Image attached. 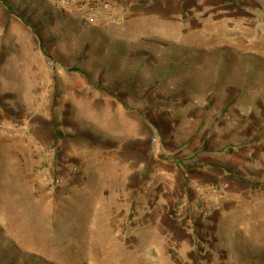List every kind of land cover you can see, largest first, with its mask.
<instances>
[{
	"label": "rangeland",
	"instance_id": "rangeland-1",
	"mask_svg": "<svg viewBox=\"0 0 264 264\" xmlns=\"http://www.w3.org/2000/svg\"><path fill=\"white\" fill-rule=\"evenodd\" d=\"M19 1L0 0L21 59L0 53V124L28 120L0 137V264H264V0Z\"/></svg>",
	"mask_w": 264,
	"mask_h": 264
},
{
	"label": "crops",
	"instance_id": "crops-1",
	"mask_svg": "<svg viewBox=\"0 0 264 264\" xmlns=\"http://www.w3.org/2000/svg\"><path fill=\"white\" fill-rule=\"evenodd\" d=\"M23 1V0H22ZM131 1V0H129ZM134 1V0H133ZM11 4H18V2H20L19 0H10ZM51 2H53L52 0H25L24 3L28 4V6L30 8H35V7H42V8H45V7H48V5L51 4ZM138 2H141L140 0H138ZM50 3V4H49ZM142 6H135V5H130V8H128V10L126 11V16L127 15H130L131 13L134 14L136 12L140 13H145V9H141ZM28 8V7H27ZM143 8V7H142ZM146 8V7H144ZM14 10L17 11V8H14ZM33 11V10H32ZM125 17V16H124ZM32 42V44L35 42L34 41V38H31V39H28L27 41H22V42ZM19 42V41H18ZM13 44V43H11ZM15 44V43H14ZM17 45V43H16ZM6 46V45H5ZM6 53V57H8V60L11 62H15L18 63L19 60L21 59H18L19 55H17L16 53L14 54V51L13 50H5V49H0V53ZM17 55V56H16ZM34 58V57H33ZM31 58H26L25 57V60H22L26 63L25 65V70L26 71H36L37 68H41L42 67V64L41 65H38V67L36 66L35 63H31V61L33 60H30ZM4 64H5V67L8 68V65H7V60H4ZM40 64V63H39ZM81 87H70V90L74 93H81ZM44 94H49L50 91L49 89H42L41 90ZM32 93H35V91H33ZM37 93V92H36ZM113 127V126H112ZM110 127V128H112ZM48 131V129H46ZM113 130V129H112ZM50 140H51V137H50ZM53 141V140H52ZM122 149L124 150V153L126 152H129L130 153V156L127 157L126 155L123 154V161H124V164H127L129 165L128 166H124V169H147V146L145 143H142L141 144V141H139L138 145L134 146L135 148H133L131 150V147H127V143L126 141H122ZM107 162L112 164V166L115 165V161H116V154H115V138H114V135L113 134H109L108 135V138H107ZM119 147H121V145H119ZM127 148H129L128 151ZM194 159V163L197 165L195 167H192V168H189V169H214V167H211L210 165L212 164V158H211V155L209 152H194L192 157ZM155 169H184L183 167H173V168H167V167H155ZM218 169H225L223 168L222 166L218 167ZM208 174V173H207ZM195 178V177H194ZM193 178V180H194Z\"/></svg>",
	"mask_w": 264,
	"mask_h": 264
},
{
	"label": "built area",
	"instance_id": "built-area-1",
	"mask_svg": "<svg viewBox=\"0 0 264 264\" xmlns=\"http://www.w3.org/2000/svg\"><path fill=\"white\" fill-rule=\"evenodd\" d=\"M27 127L28 120L26 118L12 120L9 123H2L0 124V137L23 135L26 133ZM51 183L56 185L59 183V179H52Z\"/></svg>",
	"mask_w": 264,
	"mask_h": 264
},
{
	"label": "trees",
	"instance_id": "trees-1",
	"mask_svg": "<svg viewBox=\"0 0 264 264\" xmlns=\"http://www.w3.org/2000/svg\"><path fill=\"white\" fill-rule=\"evenodd\" d=\"M25 0H23V2H24ZM21 3H22V1H21ZM27 8V7H26Z\"/></svg>",
	"mask_w": 264,
	"mask_h": 264
}]
</instances>
